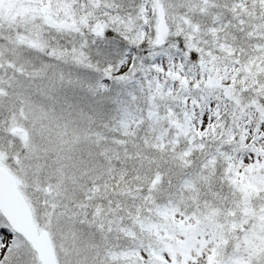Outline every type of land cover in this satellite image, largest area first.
<instances>
[{"label":"snow or ice","instance_id":"snow-or-ice-1","mask_svg":"<svg viewBox=\"0 0 264 264\" xmlns=\"http://www.w3.org/2000/svg\"><path fill=\"white\" fill-rule=\"evenodd\" d=\"M0 264H264V0H0Z\"/></svg>","mask_w":264,"mask_h":264}]
</instances>
